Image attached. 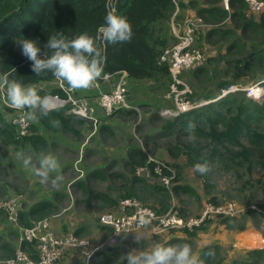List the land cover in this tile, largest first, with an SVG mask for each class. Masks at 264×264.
<instances>
[{
    "label": "trees",
    "instance_id": "1",
    "mask_svg": "<svg viewBox=\"0 0 264 264\" xmlns=\"http://www.w3.org/2000/svg\"><path fill=\"white\" fill-rule=\"evenodd\" d=\"M114 2L116 12L127 17L134 34L131 42L104 47L102 74L116 77L125 72L132 86L145 80L159 82L164 87L169 86V63L162 62L161 56L177 41L172 27L175 3L173 0ZM108 3L109 0H0V73L15 68L16 71L10 78L39 86L37 90L41 96H63L57 86L50 87L57 79L51 72L41 76L33 72L32 62L22 54L17 41L20 38L37 40L41 48V58H44L46 51L50 54L45 45L49 37L57 32H63L70 39L85 32L96 36L100 26L105 23ZM178 5V20L198 17L204 24L196 33L195 47L204 54L205 62L182 74V79L191 88L187 100L196 103L213 100L221 90L230 85H248L264 80V13L258 17L249 15V6L245 0H230L229 10L224 8L223 0H180ZM197 40L200 47L196 46ZM172 43L174 44L171 46ZM204 48L212 49L211 54H207ZM100 81L102 80H98ZM48 86L49 89L43 88ZM10 110L0 100V143L15 147L23 142L36 141L37 138L32 136V124L27 137H18L17 128L12 124L14 116L9 118L7 115ZM155 115L152 116L153 119L160 118L158 114ZM37 119L45 124L55 123L75 135L79 132L73 126L85 123L73 115H66V109H58L47 115L37 114ZM158 121L163 124L162 133L174 138V143L167 146V151L174 159L185 157L188 167L192 168L206 163L208 168L215 167L216 170L230 174L239 185L234 192L238 205L246 207L244 213L241 211L233 217L215 216L198 228V231L205 230L212 223L226 230L242 231L249 222L257 221L259 212L264 211V202L259 203L257 200L259 195L264 199V103L259 104L248 98L246 93L238 92L177 117L164 120L160 118ZM190 123L195 127L190 129ZM186 137H193L195 142L183 143V138ZM133 152V156L121 159L123 166L130 167L135 175L133 179H125V195L112 200L109 192L98 191L87 183L82 186L86 204H92L96 200L105 204L112 202L111 205L118 206L124 200L137 197L144 205L161 214L167 212L175 196L179 197L182 193L197 195L199 198L194 187L178 185V172H171L170 167L164 168L156 162L149 163L140 150L135 149ZM121 160L118 159L119 163ZM147 164L151 180L147 179L149 177L137 175V171L145 168ZM101 170L100 175L103 178L112 179L121 175V172L108 174L110 169L107 166ZM173 173L175 177L172 185L167 188L161 179L171 177ZM256 173H260V176ZM205 182L208 189L209 178ZM135 185H139V188L136 189ZM55 200H41L27 213L19 212V223L20 219L28 220L33 217L36 220L27 225L31 226L35 222L48 219L47 216L58 208ZM210 204L218 205L215 199H211ZM190 239L192 238L187 236L180 239L174 235L164 244L189 243L194 246ZM32 245L24 243V247L31 250ZM3 250L7 259H10L14 257L17 249L4 244ZM116 250L118 248L106 250L100 255L106 259L109 252ZM209 250H214V257L207 255ZM34 252L32 257L37 256V251ZM199 258L204 264H264V249L248 251L230 258L227 250L220 245H208L201 248Z\"/></svg>",
    "mask_w": 264,
    "mask_h": 264
},
{
    "label": "rangeland",
    "instance_id": "2",
    "mask_svg": "<svg viewBox=\"0 0 264 264\" xmlns=\"http://www.w3.org/2000/svg\"><path fill=\"white\" fill-rule=\"evenodd\" d=\"M196 46L200 47L199 40H197ZM201 48L203 47L201 46ZM204 49L207 54H211L212 49ZM110 82H115V80ZM103 83L104 81L95 82L89 89L76 90L79 97L85 98L94 106L97 124H94L93 121L83 120L85 123L73 126L79 132L78 135H75L74 132L63 130L57 124L54 126L53 123H42L37 118L29 119L34 126L32 136L37 138L36 141L23 142L15 147L0 143V261L7 259L6 252L3 250L4 244H8L15 250L24 248L30 255L35 254L34 250H36L34 244L32 250L27 246V248L24 247L21 229L10 223L4 207L9 200L16 201L19 212L27 213L41 200L56 199L58 208L47 216L53 232L58 236L73 232L79 238L90 242L89 253L81 249H69L55 264H127L126 255L130 250L149 249L157 242L164 244L167 239L176 234L192 238L190 240L195 244L192 246L193 252L199 256L201 246L198 243L196 232L198 228L190 232L181 230L165 235H155L147 227L127 235H117L112 228L104 226L101 219L109 213L116 215L127 213L122 204L116 206L111 205L112 202L105 204L96 200L92 204L84 202L86 195L82 186L87 183L98 191L109 192L112 200L125 195L127 190L125 179H133L135 175L130 167L123 166L121 159L133 156L132 153L135 149L140 150L146 159L151 158L170 167L175 173L178 172V185L195 188L199 198L197 195L182 193L179 197L175 196L170 204L169 209L174 208L179 211L182 217H197L205 206L210 204L211 199H215V203L219 205L235 203L238 208L243 209V213L244 209L246 210V207L242 208L238 205L234 189H237L239 185L230 174L219 169L216 170L215 167H210L209 171L201 174L196 168L188 167L185 157L174 159L167 151V146L174 143V138L162 133L163 124L158 120L160 118L162 120L169 119L162 115V112L175 109V104L169 96L171 83L164 87L159 82L145 80L132 86V83L128 81V107L118 108L110 115H105L100 108L98 105L99 94L95 93L97 89L102 88ZM51 86H56V84ZM35 87L39 88V86ZM50 87L43 88L49 89ZM86 93L90 95L86 96ZM256 102L263 104L264 100ZM4 105L13 110L6 111L9 118L20 113L5 103ZM37 114L41 113L37 111ZM155 114H158L160 118L153 119L152 116ZM66 115L68 114L66 113ZM192 142L195 141L188 137L183 138V143L190 144ZM17 152L31 156L32 163L37 166L41 154L51 153L58 158L60 167L56 173L51 174L47 183H43L31 167H25L22 160L16 158ZM118 159L121 160L120 163ZM113 163L115 166L112 165ZM104 166L110 169L108 174L121 172V175L114 176L112 179L103 178L100 173ZM56 175L62 176L63 179L54 186L51 179ZM256 175L260 176V173H256ZM207 178H209L210 184L208 189L205 187ZM147 179L151 180V175ZM149 184H151L150 181ZM138 186L135 185V188L138 189ZM257 200L259 203L264 202L260 195ZM241 214L239 217L242 216ZM20 220L21 227H29L27 225L36 219L31 217L28 220ZM256 220L249 223L264 234V211L259 212ZM113 248H118V250L109 252L108 258L105 259L100 255L101 252Z\"/></svg>",
    "mask_w": 264,
    "mask_h": 264
},
{
    "label": "built area",
    "instance_id": "3",
    "mask_svg": "<svg viewBox=\"0 0 264 264\" xmlns=\"http://www.w3.org/2000/svg\"><path fill=\"white\" fill-rule=\"evenodd\" d=\"M179 1L173 0L175 12L172 16V27L177 41L171 48L166 49L161 56L162 62L169 63L171 78L169 96L175 104V109L165 110L162 112V115L174 118L201 105L217 102L238 92L246 93V96L254 101H263L264 80L246 86L241 84L230 85L221 90L220 94L213 100L200 103L187 100V96L191 94V88L182 79V74L184 71L205 62L204 54L200 49L195 47L196 33L204 24L198 17L185 18L179 22L177 20L180 11ZM245 1L249 6V15L258 16L264 13V0ZM229 2L230 0H223V6L226 10H229ZM113 79L116 80L113 88L110 91L101 92L98 97V105L102 108L105 115L112 114L118 108L128 107V80L125 72L118 74L116 77L111 74H102L95 82H98V80L111 81ZM55 84L63 93V96L47 94L54 98L53 104L55 110L66 109L68 115H73L82 120L93 121L94 124L98 123L96 110L92 104L85 98L79 97L76 94V90L71 89L65 81L56 79ZM0 100L9 106L7 97L2 92H0ZM20 114L13 117L12 124L17 128L18 137L24 138L30 133L31 123L29 119H26L23 123H17ZM150 162L156 161L149 158ZM156 163L164 168H168L161 163ZM148 169L147 164L145 168L137 171V175L149 177L150 173ZM157 172L159 173V169ZM174 177L173 173L171 177L162 178L161 182L169 188L172 185ZM121 204L127 213L121 215L109 213L105 214L101 219L104 226L112 228L117 235H127L147 227L155 235H165L169 232L180 230L193 231L203 226L215 216L233 217L243 210L238 208L235 203L223 205L207 204L199 216L184 218L174 208L159 214L136 198L124 200ZM4 207L9 221L21 229L23 234L22 242L36 245L37 257H32L24 248H18L14 257L0 261V264H55L64 252L69 249H81L89 253L88 246L90 242L88 240L79 238L73 232L63 236L56 235L52 230L49 219L35 222L29 227H21L19 223V208L15 200H9L5 203Z\"/></svg>",
    "mask_w": 264,
    "mask_h": 264
},
{
    "label": "clouds",
    "instance_id": "4",
    "mask_svg": "<svg viewBox=\"0 0 264 264\" xmlns=\"http://www.w3.org/2000/svg\"><path fill=\"white\" fill-rule=\"evenodd\" d=\"M107 7L109 10L105 16V23L100 26L96 36L85 32L70 39L63 32H57L49 37L45 48L50 50V54L46 51L44 58H41V48L37 40L20 38L17 43L22 54L32 62L33 72L37 76L51 72L73 90H86L92 87L103 73L104 47L109 44L131 42L134 34L127 17L116 12L114 0H109ZM15 71V68H12L8 72L0 73V92L6 95L9 106L21 113L17 123H23L26 119H36L37 111L47 115L49 111L55 110L53 97L41 96L34 85L10 78ZM26 109L27 112L24 111ZM188 127L192 129L195 125L190 123ZM16 158L22 160L25 167H31L43 183H47L51 174L56 173L60 167L58 158L51 153L41 154L38 166L32 163L31 156H26L23 152H17ZM195 168L201 174L209 170L206 163L197 164ZM62 179V176L56 175L51 182L55 186ZM207 255L214 257V250H209ZM126 258L127 264H204L189 243L165 245L157 242L149 249L130 250Z\"/></svg>",
    "mask_w": 264,
    "mask_h": 264
},
{
    "label": "crops",
    "instance_id": "5",
    "mask_svg": "<svg viewBox=\"0 0 264 264\" xmlns=\"http://www.w3.org/2000/svg\"><path fill=\"white\" fill-rule=\"evenodd\" d=\"M182 1L186 2L188 0ZM114 83L115 82L104 81L102 88H100V90L97 89L95 93L100 94L101 92L110 91ZM89 95V93H86V96ZM175 236L180 239L185 238L182 234H176ZM198 239L201 248L208 245H220L224 250H227L230 258L236 255H243L248 251L264 249V234L257 231L251 223H248L242 231L226 230L212 223L206 226L205 230L198 231Z\"/></svg>",
    "mask_w": 264,
    "mask_h": 264
}]
</instances>
